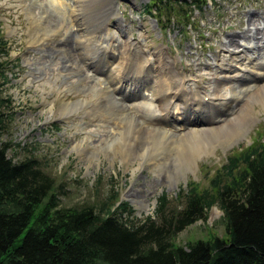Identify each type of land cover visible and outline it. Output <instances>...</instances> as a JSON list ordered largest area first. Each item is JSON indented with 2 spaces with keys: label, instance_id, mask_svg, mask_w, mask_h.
<instances>
[{
  "label": "rangeland",
  "instance_id": "1",
  "mask_svg": "<svg viewBox=\"0 0 264 264\" xmlns=\"http://www.w3.org/2000/svg\"><path fill=\"white\" fill-rule=\"evenodd\" d=\"M98 2L87 0L82 13L79 15L78 12L77 16L84 17L92 27L90 31L97 35V48L99 39L104 42L98 48L100 51L109 52L110 49L102 45H107L108 38L112 37L110 52L116 55L127 41L134 43L135 49L152 63H156L160 50L171 54L186 70L190 83L201 85V100L209 90L208 85L220 75L216 72L223 69L220 63L223 61L219 60L229 57L219 48L220 41L222 46L231 47L238 43L236 39H240L235 54L251 55L259 59L256 61L264 57V0L209 2L196 15V21L201 23H196L197 31L194 33L176 27L161 30L155 18L148 13L149 9L144 8L147 0H114L111 5L121 4L125 9L123 14L113 15V11L116 12L113 7V14H110L108 6L100 8V17L99 13L88 14L91 6ZM61 12L49 0H0V35L8 41V54L0 57L6 61V80L1 93L11 101L10 106L2 107L7 130L1 140L8 144L7 155L10 158L19 160L33 154L40 160L43 169L54 178L60 206H96L110 197L109 204L115 200L127 201L134 209V215L143 218L153 214L157 197L162 192H166L170 199L176 198L179 188H185L190 181H194L199 190L210 189L209 180L234 152H240L242 147L253 143L258 144L261 141H257L264 138L263 93L252 99L253 110L250 113L253 116L241 133L226 141L219 136L211 137V147L197 153L191 161L179 160L169 149L157 156L148 153L140 158L126 159L116 144L109 146L107 143L117 127L115 112H106L90 102L95 100L96 89L104 85L93 79V66L85 65L82 75L67 67V60H80L81 47H77L74 40L77 28L73 27L68 14L63 16ZM71 25L75 30H71ZM200 31L206 36L202 37ZM245 31L247 34L242 37ZM146 36H149L150 44ZM232 36L236 42L228 43ZM201 42L206 46L201 48ZM207 46H212L213 52L219 55V58L214 55V59L219 60L215 61L216 69L213 67L208 75H201L204 69L198 71L195 66H188L192 63L189 58H193L191 53L197 55L202 52L209 62ZM62 47L71 50L68 53ZM231 50L229 53L232 55ZM196 61L197 65L211 68L202 55ZM101 73L98 72L97 77ZM201 81L207 84L203 85ZM246 81L240 80L236 85H244ZM134 91L137 96L130 100L133 102L131 111L144 113L147 105L143 103V96L148 91L143 87ZM209 98L206 95L204 101L208 102ZM63 102L69 103L70 110L61 111ZM109 105L113 109L118 108L113 101ZM172 117L177 118L175 114ZM172 128L168 127V131ZM171 132L175 135L174 140H178L181 131ZM142 144H136L135 149ZM224 236L222 211L214 204L205 218L178 232L172 241L175 245H184L196 239Z\"/></svg>",
  "mask_w": 264,
  "mask_h": 264
},
{
  "label": "trees",
  "instance_id": "2",
  "mask_svg": "<svg viewBox=\"0 0 264 264\" xmlns=\"http://www.w3.org/2000/svg\"><path fill=\"white\" fill-rule=\"evenodd\" d=\"M203 1L150 0L148 7L171 23L188 20ZM7 46L0 35V57ZM5 63L0 58V264H264V138L234 152L209 180L210 189L190 181L176 198L162 192L153 214L143 218L127 201L109 204L110 197L96 206L62 207L40 160L10 158L1 140L7 130L2 107L11 104L1 93ZM214 204L222 211L224 238L175 245V235Z\"/></svg>",
  "mask_w": 264,
  "mask_h": 264
},
{
  "label": "bare ground",
  "instance_id": "3",
  "mask_svg": "<svg viewBox=\"0 0 264 264\" xmlns=\"http://www.w3.org/2000/svg\"><path fill=\"white\" fill-rule=\"evenodd\" d=\"M113 1L99 0L96 6H91L88 14L100 13V8L105 4L112 7ZM49 2L61 9V15L68 14L73 27L78 30L74 40L76 46L81 47L80 60H67V67L82 75L85 65L93 66V79L104 85L96 89L95 100L91 99L90 102L106 112H115L117 127L107 143L109 146L116 144L126 159L140 158L148 153L157 156L161 151L169 149L179 160L191 161L197 153L211 147V137L219 136L226 141L241 133L243 126L252 118L251 101L264 93V60L256 61L257 57L232 53L230 58L219 61L223 69L220 73L216 72L220 75L208 85L209 90L201 100V85L192 86L188 83L176 65L179 62L177 58L160 50L156 63L149 62L130 41L122 45L123 49L116 55L110 52L114 41L112 37L108 38L107 45H102L103 48L110 49L109 52L100 51L98 48L104 42L99 39L97 48V35L90 31L92 27L84 17L77 16L78 12L79 15L82 13L87 0ZM113 13L110 11V14ZM235 42L233 36L229 37L228 43ZM62 49L68 53L71 50L66 47ZM98 72H103L99 75L102 79L97 77ZM241 75L244 76L237 80ZM240 80L247 81L244 85H236ZM141 87L148 91L143 96V103L147 105L144 113L131 111L133 102L130 100L137 96L134 90ZM206 95L210 97L208 102L204 101ZM110 101L116 103L118 108L110 107ZM232 106L237 109L233 111V108L230 109ZM221 107H226L225 113L216 114ZM68 110L69 103L63 102L61 111ZM173 114L177 116L176 119H173ZM168 127L181 131L180 136H177L178 140H174L175 135L168 131ZM138 143L143 144L135 149Z\"/></svg>",
  "mask_w": 264,
  "mask_h": 264
}]
</instances>
